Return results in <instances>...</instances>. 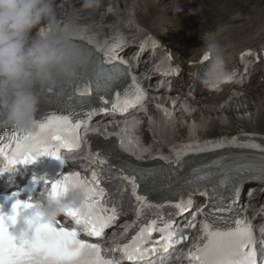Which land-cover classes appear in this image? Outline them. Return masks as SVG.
Masks as SVG:
<instances>
[{
    "label": "snow or ice",
    "instance_id": "snow-or-ice-1",
    "mask_svg": "<svg viewBox=\"0 0 264 264\" xmlns=\"http://www.w3.org/2000/svg\"><path fill=\"white\" fill-rule=\"evenodd\" d=\"M205 59L202 57L203 61ZM115 68L122 74L118 66ZM91 90L88 84H84L76 88V93L84 97L90 95ZM140 98L138 91L128 90L123 94V99L117 95L112 109L123 112ZM61 111L67 114H50L45 122H35L28 133L13 129L8 143L0 146V163L3 164L0 175L13 172L17 165L32 164L41 156L59 159L64 165L58 154L62 149L79 148L80 132L87 130L90 117L84 118L74 108L66 109L65 106ZM225 158L221 154L210 159L215 163L217 159ZM92 159L96 167L90 176L77 172L63 174L51 184L45 182L50 186L49 195L52 197H58L72 187L85 191L86 199L79 208L65 210L64 215L74 222L71 229L57 222L55 226L37 223L32 239L21 242L12 237L9 229L18 212L32 206L31 198L28 201L16 199L12 204V215L0 213V264H122L124 260L129 264H138L150 253L154 254L157 248L167 251L169 247L187 239L184 233L176 237L172 230L171 217L176 213H169L165 218L159 211L164 207V202L173 203L174 196L181 191L189 195L199 191L202 182L216 175L212 171L203 172L183 184H177L181 179L178 169L134 164L116 155L112 146L95 153ZM194 164L200 167L193 168ZM229 164L237 166L229 167ZM229 164L224 165L229 170L212 184L210 198L216 211L232 213V216L226 218L225 224H220L218 221L224 218L214 216L212 211L204 213L202 236L195 249L186 254L188 264H264V260L257 259L251 226L239 218L231 204L226 203L231 200L237 185L253 178L252 174L264 179V167L242 164L237 160H231ZM210 166L208 163L185 160L180 168L199 171ZM105 181L112 186L106 187ZM125 182L130 188L127 196L120 191ZM173 206L183 211L181 205L173 203ZM128 212L136 213V227L124 243L113 248L118 255L108 256L99 244L80 239L81 234L103 238L105 230L114 226L117 219ZM149 212L152 213L151 218ZM194 221L195 217L189 223V228L195 227ZM154 232L159 233V239L153 238ZM261 232L264 235V229Z\"/></svg>",
    "mask_w": 264,
    "mask_h": 264
},
{
    "label": "clouds",
    "instance_id": "clouds-1",
    "mask_svg": "<svg viewBox=\"0 0 264 264\" xmlns=\"http://www.w3.org/2000/svg\"><path fill=\"white\" fill-rule=\"evenodd\" d=\"M83 3L96 8L101 0ZM54 4L55 0H0V128L30 132L41 99L37 87L68 79L98 59L87 43L89 36L78 25L58 21ZM224 32L221 25L200 36L206 59L196 78L209 90L234 78L226 63ZM49 192L50 186L44 184L30 200L32 206L16 215L10 234L17 241L31 240L37 223L55 224L66 209L79 208L86 199L80 187L58 197Z\"/></svg>",
    "mask_w": 264,
    "mask_h": 264
},
{
    "label": "bare ground",
    "instance_id": "bare-ground-1",
    "mask_svg": "<svg viewBox=\"0 0 264 264\" xmlns=\"http://www.w3.org/2000/svg\"><path fill=\"white\" fill-rule=\"evenodd\" d=\"M116 1L120 12L118 9L114 13L108 14L97 11L93 8H86L83 5V0H81L71 4V7L68 8L67 15L78 16L79 13V19L77 22L88 23L87 26L92 28L91 30L93 31H97L95 28H103L106 23H113L114 21L117 23L116 25L120 31L124 32L125 36L130 34L135 38L139 37V31L144 29L150 33L153 39H157L163 46H165L167 53L174 56L177 61H174L172 66L182 67L183 63L190 62L191 64L187 68L189 73L194 72L196 69L195 63L202 55L200 47H202L203 42L200 39V36L206 32L214 31L221 25L225 27L223 42L227 46V66L232 64V61L236 59L237 54L245 52L246 49H254L258 52L260 49H264V45H262L264 42V22L257 17H250L249 20L242 19L243 14L238 18L232 16L234 14L233 9H238L237 2L240 3L239 0L233 1L234 3H232V5L234 8H231V4L228 2L229 0H137V6L132 11L135 23L138 25L137 28L134 24L129 23L131 22V19L127 18L123 5L119 4V0ZM263 1L264 0H259L256 7L258 6V3ZM256 7H253V9ZM223 12L229 15L222 18L219 24L218 22H215L213 25L204 24L202 26L206 16L209 17V19H214L217 15L221 13L223 14ZM102 24L103 26H100ZM100 31L104 30L101 29ZM192 32H194V34L191 35ZM142 37L145 36L142 35ZM140 39L141 36L137 39V41H140ZM188 43L191 44V46H189ZM142 44H144V42ZM146 45L147 44H144V46ZM149 46L151 47L150 49L154 48L151 43ZM126 50L127 49H124V51ZM143 55L144 54L141 53V57H143ZM151 59L152 58L141 62L140 60H142V58H137L135 66L137 65L138 69L148 67ZM138 61L141 63L139 66ZM204 64L205 63L201 65V68ZM257 65L253 67V72L256 75L254 77L255 84L244 90L242 95L243 98L235 97L239 92H222L226 87L224 83L216 90L202 89L199 96L196 98V101L191 102L192 106L184 107L185 111H183L181 107L178 108V104L173 106L172 104L176 102L172 99L170 100V105H167L169 108H166V106L163 105V103H168V101L163 100L159 102L157 106L160 108L162 117L156 113L154 116L156 123H164L166 120L176 118L178 114H182L183 118H186L187 120H178L176 130H165L163 132V130L159 131L157 127H153V132L155 133L153 136L158 137L157 135H159L160 139L166 141L165 143H169L167 145L170 146L171 142L178 139V137L186 139L185 142L192 141L194 138H198L199 140L211 139L213 137H223V139L229 138L233 136L232 129L235 127L238 128L237 132L239 130V132L236 133L239 134L238 138L243 137L244 134H248L249 138L254 140L256 139L255 134L264 135V70L262 71L259 67H257ZM179 80H174V83L178 84V82H183L185 81V78L183 80ZM189 81L190 78H187L188 83ZM233 88L235 89L232 90L237 89V87ZM248 101H252L253 104H250ZM239 104H247L245 106V111H248V107H253L254 113H252L253 116L251 120L246 118H241L239 120L234 117V114H236L235 110L237 109V112L240 111L239 108H236ZM201 105H207V107L203 108ZM194 106L198 108V110L193 113L192 110ZM162 107L166 108L165 112H162ZM148 111L152 112L154 109L150 108ZM196 114L197 116L200 115V119L196 118L194 120L193 116ZM157 116L161 118L157 119ZM190 120H193L196 128L194 127V124H188V121ZM142 130L144 140H148L147 130ZM259 139L260 140L257 146L264 149V140H261V138ZM176 141L178 142V140ZM210 143H213V141H209V143H189L191 144L190 148H187L186 146L173 145L168 154L171 157L179 158L178 155L187 154L192 151H198L200 153L205 152L207 150L205 148L209 147ZM154 148L160 149L162 152L166 151V145L163 144H155ZM233 153L241 155L248 153V151L237 150L233 151ZM257 161L262 163L261 165L264 166V159L262 161L258 159ZM217 164L218 163L213 164L209 167V169H213ZM245 197L246 194H244V198ZM250 202H253L252 204H254L255 200L253 199ZM255 211H258V209ZM262 212H264V206H262Z\"/></svg>",
    "mask_w": 264,
    "mask_h": 264
},
{
    "label": "rangeland",
    "instance_id": "rangeland-1",
    "mask_svg": "<svg viewBox=\"0 0 264 264\" xmlns=\"http://www.w3.org/2000/svg\"><path fill=\"white\" fill-rule=\"evenodd\" d=\"M121 1V3H122V5H123V3H124V7H127L128 8V11L127 12H130V10L134 7V5H135V1L134 0H120ZM211 1V0H210ZM234 0H229L228 2H229V4H231V8H234L233 7V5H232V3H234L233 2ZM236 1H238V0H236ZM240 1V3L239 2H237V7H238V9L237 8H234L233 10H234V14L232 15V16H234L235 18L237 17H239L240 15H242L244 12H246V11H250V10H252L253 9V7H255V5L257 4V1H259V0H239ZM207 3V2H206ZM241 3H242V5H241ZM245 3V4H244ZM240 7V8H239ZM205 8H206V4H205ZM115 9V8H114ZM237 9V10H236ZM96 10H100V11H104V12H106V13H108L109 12V9L107 8V9H103V5H99L98 7H96ZM116 10V9H115ZM241 11V12H240ZM66 12V11H65ZM239 12H240V14H239ZM237 13V14H236ZM65 14V13H64ZM227 15H229V14H226V13H224L223 12V14L221 13V14H219V15H217V17L216 18H214L215 19V21H214V19H209V17H207L206 16V18H204V21H203V23H202V26L204 25V24H209V25H213L215 22H218V24H219V22H220V20L222 19V18H224L225 16H227ZM223 16V17H222ZM206 19V20H205ZM232 19H233V17H232ZM207 21V22H206ZM192 34H194V32H192L191 33V35ZM189 44V43H188ZM189 46H191V44H189ZM243 94V93H242ZM235 97H241V98H243V96L241 95V93H238ZM246 101V100H245ZM249 102V101H248ZM250 104H253V102L252 101H250L249 102ZM163 105L164 106H166V108L168 107L167 105H170V103L168 102V103H163ZM244 105V106H243ZM243 105H241V104H239L236 108H239L240 109V111H238L237 112V109L235 110V113L236 114H234V117H236L237 119H241V118H246V119H248V120H251L252 119V116H253V114L252 113H254V109H253V107H248V111H245V109H246V105L247 104H243ZM203 108H205V107H207V105H201ZM151 107V106H150ZM166 108H164V107H162L161 109H162V112H165V109ZM169 108V107H168ZM177 108V107H176ZM179 108V107H178ZM210 109V108H209ZM195 111V109H193L192 110V112H194ZM240 112V113H239ZM186 115H187V113H186ZM151 117V116H150ZM152 118L154 119V116H152ZM193 118H194V120L196 119V118H198V119H200V115H198L197 116V114L196 115H194L193 116ZM186 119V118H185ZM184 118H183V116H182V114H178L177 115V117L176 118H172V119H169V120H166L164 123H155V127H157L158 129H159V131H162L163 130V132L165 131V130H176V128H177V121L179 120H183V121H186ZM211 119V118H210ZM210 119H208V120H210ZM197 122V121H196ZM198 123V122H197ZM239 123V122H238ZM188 124H194V127L196 128V126H195V123L193 122V120H190V121H188ZM236 128V127H235ZM232 130H235V129H232ZM238 132H239V130H238ZM238 132H236V133H238ZM236 133H234L235 135H236ZM213 134H215V133H213ZM232 134V133H231ZM233 135V134H232Z\"/></svg>",
    "mask_w": 264,
    "mask_h": 264
}]
</instances>
